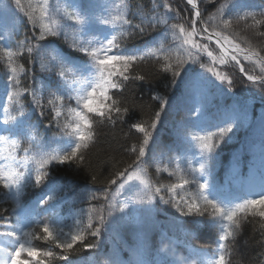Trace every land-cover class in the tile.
<instances>
[{
	"label": "snow or ice",
	"instance_id": "6c2138e0",
	"mask_svg": "<svg viewBox=\"0 0 264 264\" xmlns=\"http://www.w3.org/2000/svg\"><path fill=\"white\" fill-rule=\"evenodd\" d=\"M182 3L181 8L177 0H154L151 14H142L141 23L134 25L125 0H89L87 4L64 0L62 6L53 0H14L21 14L18 19L20 23L26 20L30 35L13 48L15 25L0 31V60L7 74V98L0 97V195L5 197L0 205L8 204L0 206V264H74V253L97 248L104 234L133 222L141 212L153 215L160 210L158 204L166 206L164 211L172 210L169 214L182 231L186 223L190 224L193 238L208 228L216 247L210 250L204 245L188 244L189 255L177 256L180 242L169 238L157 253L156 264H186L192 256L196 264H230L229 242L235 241L242 221L258 217L264 229V141L258 168L253 166L247 176L241 171L239 159L226 173L223 184L214 174L218 146L230 139L234 128L246 117V107L225 112L212 125L215 131L206 130L209 121L201 106L188 107L186 119L177 130L178 138L187 144L185 152L192 153L187 168L170 172L178 181L171 184H159L149 175V153L156 162L157 174L167 171L157 162L155 133L181 85L182 96L188 101L202 97L209 88L228 95L234 92L238 74L240 83L264 92V43L253 46L250 39L234 31L235 26L243 24L252 36L264 40V9L233 12L236 4L230 6L228 0ZM213 5L218 6L209 12ZM66 25L71 27V33ZM146 32H157L159 39L142 47L127 46L126 42L137 33L142 36ZM61 36L67 48L57 46ZM169 36L170 45L165 47L160 41ZM25 52L29 65L34 67L40 62L41 70L48 74V84L21 87V74L31 70L17 63ZM77 54L87 59L81 60ZM44 56L48 57L47 63ZM148 60L156 61L160 72L170 74L164 84L166 94L153 93L151 99L158 108L149 119L129 123L134 120L135 107L120 97L133 81L151 86L146 75L138 71L139 65ZM244 62L255 67L250 71ZM228 67L233 69L231 75L223 71ZM26 96L32 98L28 108L22 102ZM33 114L35 122L31 121ZM260 121L264 133V113ZM117 122L129 123L130 130L142 135L138 145L127 149L135 159L112 172L98 192L89 187L98 183V176L83 177L85 188L79 198H86L88 207L74 210L69 195L74 191L73 178L62 183L63 173L71 170L78 176L87 151L97 139L96 125L115 126ZM41 129L44 133L51 131L52 136L45 138ZM24 137L29 146L22 149L21 156ZM54 142L56 146L52 147ZM29 191L34 193L31 200L25 198ZM61 203L69 206L67 217L54 211ZM69 218H74L71 225L65 223ZM89 237L96 243H88ZM165 238L166 234H162L161 243ZM35 241H44L49 247L38 248ZM145 246L141 240V249ZM134 264L150 262L138 256Z\"/></svg>",
	"mask_w": 264,
	"mask_h": 264
},
{
	"label": "trees",
	"instance_id": "16d2710c",
	"mask_svg": "<svg viewBox=\"0 0 264 264\" xmlns=\"http://www.w3.org/2000/svg\"><path fill=\"white\" fill-rule=\"evenodd\" d=\"M3 2L13 9L15 16L16 31L14 32L11 40V46L15 48L18 41L24 40L26 35H30V26L27 25L26 20L24 23H20L18 17L21 15L15 8L14 0H3ZM33 3H39L40 0H32ZM57 6H62L64 0H53ZM82 3L87 4L89 0H81ZM103 3V0H99ZM225 0H219V3H223ZM230 6L232 3L236 4L235 11H257L264 9V0H228ZM113 3H119V0H113ZM129 10V19L132 23L140 24L142 14H151L150 10L154 5V0H125ZM177 4L182 8V0H177ZM175 6V5H174ZM218 5H213L208 8L209 12L215 10ZM161 11L163 9L161 8ZM170 23L173 21H169ZM13 24H1L0 31L5 27ZM66 30L71 33L72 29L66 25ZM131 31V29H128ZM234 31L238 32L240 36L250 39L253 46L264 43V40L258 39L252 36V33L245 30L243 24L234 27ZM95 34V33H93ZM153 39H159L157 32H146L144 35L138 33L128 40V47H142L145 43L152 41ZM171 42V36L160 41L165 47H168ZM160 43L155 46L159 47ZM58 47L63 46L67 48V43L64 37L58 38ZM77 57L84 60L85 57ZM44 62H48V57L44 56ZM29 57L25 52L21 58H18L17 63L23 64L26 68L31 70L28 73L21 74V87H35L39 88L41 83L48 84V74L41 70L40 62H37L35 66L28 64ZM248 70H252L255 66L244 62ZM199 70V65H195ZM258 71V69H256ZM138 71L142 75H146L147 80L151 81V86L147 82L133 81L123 90L122 96L120 97L129 105L135 107L134 120H130L129 123L135 122L136 120H147L149 119L158 108V103L151 99L154 92H158L160 95H165L164 84L167 79H170V74L162 73L159 71V64L154 60H148L141 63L138 67ZM230 75L233 72L231 67L223 69ZM237 72V69H236ZM238 73V72H237ZM235 83L233 85L234 92L228 95H221L216 88L205 89L202 97H197L194 101H188L183 98V85L180 89L175 92L172 96V104L168 107L167 112L162 115V121L158 126V131L155 133L157 137V162L161 168H167V171H162L157 174L156 162H153L151 157L152 153H149L148 161L152 164L149 167L148 172L151 178L159 184H171L178 182L176 177L170 176V172L176 170L178 167L180 170L187 168V160L191 158L192 153H186L185 149L187 144L184 143L177 136V130L179 123L186 119V109L188 107H195L197 104L203 108V112L206 115L205 118L209 121L207 131H215L212 127L213 124L219 122L221 114L227 111L229 108V102L231 99L236 101L241 109L246 107V113H250L251 117L245 122H240L238 127H235L233 132L230 134V139L221 141L218 146V155L215 163L214 174L216 179L221 184L225 181V175L233 165L236 159H239L240 168L246 170L249 164H256V156L260 155L261 143L264 141V133L261 130L260 117L264 113V92L256 87H250L246 84L240 83L239 75L235 77ZM225 89L227 85L223 86ZM7 74L6 65L0 60V91L4 97L7 98ZM171 95V93H168ZM45 102L47 100V92L44 93ZM116 98V97H114ZM31 96L22 98V102L26 108L31 103ZM73 105L74 101L71 102ZM123 106V105H122ZM15 114V113H13ZM48 116L50 118V110H48ZM1 118V117H0ZM31 121H36V114L31 116ZM129 123L117 122L115 126L106 123H99L96 125L97 139L94 145L87 151L85 156V165L83 170L76 176L71 170L63 173L65 179L62 183H67V178H73L74 191L70 193V199H72V208L74 210L88 207V201L85 198L83 201L79 198V193L85 188L83 177H88L89 174H95L98 176V183L95 185H89L93 192L102 190L103 185L107 179L111 178V173L117 170V168H123L126 164H130L134 159V155H129L127 149L131 148L133 144L139 143L142 139V135L135 132V130L129 129ZM41 135L45 138H50L52 132H43L40 130ZM204 134V133H200ZM21 150L29 146L27 137L21 139ZM52 147L56 146V143L51 144ZM198 151V149H194ZM179 158V159H178ZM34 193L29 191L26 195L27 200H31ZM5 197L0 195V200H4ZM11 202L9 201V204ZM93 203L99 204L100 202L94 201ZM61 209L64 214L63 217L68 216V204L61 203ZM7 207L8 204L0 205ZM166 206L157 205L160 209L156 211L152 216L148 217L144 213L133 222L127 223L122 227H118L103 235L97 248L94 249L96 254L93 255L91 260H88L85 264H113L114 256H110L106 259L101 258L97 255L98 248L104 241L111 240L118 246L116 247L119 251V260L123 264H134L135 259L139 256L144 260L149 261L151 264H156L152 259L153 254H157L163 249L168 243L169 238L179 241V245L176 247L177 256H188L189 248L188 244L192 245H204L210 250L216 247L214 243V236H210L209 229L203 228L197 232L196 237L193 238L191 235L193 229L190 224H185L184 231L181 230V226L175 223L169 214L172 210L164 211ZM66 224L71 225L74 222V218L66 219ZM72 222V223H71ZM213 233L215 229L211 230ZM162 234H166L164 242L161 243ZM141 240L145 242V247L141 249L139 244ZM88 243L95 244L94 238L89 237ZM35 246L42 249H47L49 245L44 241H35ZM229 248L231 249L227 253V258L230 264H264V229L259 226V218L248 217L242 221L241 228L237 233L235 241L229 242ZM57 251H59L57 249ZM171 252L169 251V255ZM87 251L74 253L72 260L74 264H81L78 260L81 258L88 257ZM62 261H57L56 264H60ZM186 264H196V258L190 257Z\"/></svg>",
	"mask_w": 264,
	"mask_h": 264
},
{
	"label": "rangeland",
	"instance_id": "374dc122",
	"mask_svg": "<svg viewBox=\"0 0 264 264\" xmlns=\"http://www.w3.org/2000/svg\"><path fill=\"white\" fill-rule=\"evenodd\" d=\"M5 17H6V15L5 14H2V12L0 11V19H5Z\"/></svg>",
	"mask_w": 264,
	"mask_h": 264
}]
</instances>
